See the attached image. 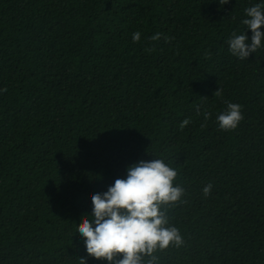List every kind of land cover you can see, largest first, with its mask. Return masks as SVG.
Returning <instances> with one entry per match:
<instances>
[{
	"label": "trees",
	"instance_id": "16d2710c",
	"mask_svg": "<svg viewBox=\"0 0 264 264\" xmlns=\"http://www.w3.org/2000/svg\"><path fill=\"white\" fill-rule=\"evenodd\" d=\"M255 4L0 0V264H107L75 233L90 194L156 158L186 189L169 212L185 243L161 264H264V42L244 60L227 43H250Z\"/></svg>",
	"mask_w": 264,
	"mask_h": 264
},
{
	"label": "clouds",
	"instance_id": "9594fccd",
	"mask_svg": "<svg viewBox=\"0 0 264 264\" xmlns=\"http://www.w3.org/2000/svg\"><path fill=\"white\" fill-rule=\"evenodd\" d=\"M229 0H219L221 5ZM246 19L242 24L251 30V41L246 35L232 33L228 40L229 52L241 60L256 53L264 42V5L255 4L245 9ZM163 36L166 43L172 37L155 33L149 39L158 41ZM141 32L133 33V42H139ZM154 51V48L146 49ZM206 55H210L206 53ZM0 91H6L2 89ZM221 96L218 88L213 94ZM242 105L227 102L226 109L217 116L219 128L235 130L244 119ZM200 109L197 106V112ZM205 121L212 113L203 112ZM190 123L184 119L181 130ZM124 176H117L103 192H92L91 215L82 214L75 233L83 239L89 257L107 261V264H161L160 253L170 247L179 248L185 241L180 229L171 224L169 212L184 203L186 189L177 183L178 171L162 158L139 160L126 167ZM213 185L203 188V194L210 195ZM79 264H86L81 257Z\"/></svg>",
	"mask_w": 264,
	"mask_h": 264
}]
</instances>
